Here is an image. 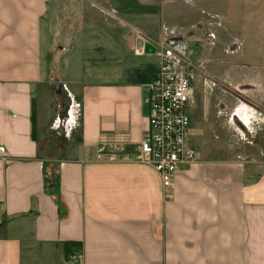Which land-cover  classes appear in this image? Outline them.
<instances>
[{
    "label": "crops",
    "instance_id": "crops-1",
    "mask_svg": "<svg viewBox=\"0 0 264 264\" xmlns=\"http://www.w3.org/2000/svg\"><path fill=\"white\" fill-rule=\"evenodd\" d=\"M179 1L0 0V264H264L263 166L197 158L178 170L167 200L151 167L92 161L100 145L131 151L143 138L164 38L146 15ZM51 43L64 63L53 80L43 60ZM74 48L80 75L67 82ZM56 83L68 109L79 107L70 131ZM69 241L81 249L65 256Z\"/></svg>",
    "mask_w": 264,
    "mask_h": 264
},
{
    "label": "rangeland",
    "instance_id": "rangeland-1",
    "mask_svg": "<svg viewBox=\"0 0 264 264\" xmlns=\"http://www.w3.org/2000/svg\"><path fill=\"white\" fill-rule=\"evenodd\" d=\"M140 1L159 7L167 0ZM187 1L189 5L180 0L177 11L146 15L155 20L154 31L160 24L157 30L163 39L188 42L192 102L186 143L205 163L233 165L241 171L264 167V0ZM55 3L51 0L49 7ZM46 42L45 36L43 45ZM79 48L72 49L65 62L67 82L80 75L82 61L75 54ZM57 53L52 43L43 48L51 80L52 69L55 77L63 62ZM37 105L38 118L47 120L40 97Z\"/></svg>",
    "mask_w": 264,
    "mask_h": 264
},
{
    "label": "built area",
    "instance_id": "built-area-1",
    "mask_svg": "<svg viewBox=\"0 0 264 264\" xmlns=\"http://www.w3.org/2000/svg\"><path fill=\"white\" fill-rule=\"evenodd\" d=\"M159 65L154 78L147 84L146 103L149 107L146 132L131 150L122 144L100 145L92 161L97 163L134 162L151 167L158 175L164 199L172 198L175 175L186 164L193 163L198 154L186 139L189 131L188 107L192 102L189 46L184 38L160 40L155 46ZM78 104L68 109L69 131L79 117ZM3 208L0 205V226Z\"/></svg>",
    "mask_w": 264,
    "mask_h": 264
},
{
    "label": "trees",
    "instance_id": "trees-1",
    "mask_svg": "<svg viewBox=\"0 0 264 264\" xmlns=\"http://www.w3.org/2000/svg\"><path fill=\"white\" fill-rule=\"evenodd\" d=\"M143 9L144 8H140L138 10L141 11ZM34 133H35L34 106L32 105V107H31V138H32V140L35 139ZM80 249H81V244L80 243L72 242V241H69V242H65L64 243V253H65V256L71 255L72 254V250L80 251Z\"/></svg>",
    "mask_w": 264,
    "mask_h": 264
},
{
    "label": "water",
    "instance_id": "water-1",
    "mask_svg": "<svg viewBox=\"0 0 264 264\" xmlns=\"http://www.w3.org/2000/svg\"><path fill=\"white\" fill-rule=\"evenodd\" d=\"M147 47V46H145ZM53 89H54V92L59 95L63 101V103L61 104V111L58 113V117H61V116H64L68 107H69V104H70V100L67 96V93L66 91L64 90L62 84H54L53 85ZM239 127L242 129L243 131V126L240 124Z\"/></svg>",
    "mask_w": 264,
    "mask_h": 264
},
{
    "label": "flooded vegetation",
    "instance_id": "flooded-vegetation-1",
    "mask_svg": "<svg viewBox=\"0 0 264 264\" xmlns=\"http://www.w3.org/2000/svg\"><path fill=\"white\" fill-rule=\"evenodd\" d=\"M233 118V117H232ZM243 126V125H242Z\"/></svg>",
    "mask_w": 264,
    "mask_h": 264
}]
</instances>
